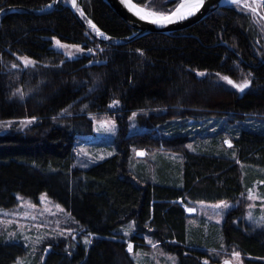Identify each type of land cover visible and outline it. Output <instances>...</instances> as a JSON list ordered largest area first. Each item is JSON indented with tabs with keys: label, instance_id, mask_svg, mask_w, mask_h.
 Instances as JSON below:
<instances>
[{
	"label": "trees",
	"instance_id": "16d2710c",
	"mask_svg": "<svg viewBox=\"0 0 264 264\" xmlns=\"http://www.w3.org/2000/svg\"><path fill=\"white\" fill-rule=\"evenodd\" d=\"M50 1L0 0V7L39 9ZM133 1L166 13L178 2ZM67 3L61 0L41 15L8 14L0 26V121L36 117L23 131L0 133V207H13L17 196L35 199L46 192L94 235L87 247L78 244L67 251L53 246L42 264H135L118 236L131 221L175 254L177 264H214L207 249L221 242L240 252L243 264H264V230L251 231L238 208L227 212L216 235L193 239L185 211L195 201L234 200L241 193L237 161L264 169V129H239L231 139L236 159L189 151V133H162L176 129L170 127L173 121L223 118L233 126L264 118V1L259 8L263 20L230 5L181 31L147 34L124 45L93 39ZM80 6L109 35L134 32L102 0H80ZM53 37L95 50L70 60L51 47ZM18 57L30 58L35 67L25 68ZM239 74L249 75L244 92L215 82L223 76L234 81ZM15 84L23 98L10 95ZM114 100L120 105L115 152L85 169L74 167L77 136L92 132L85 114L106 111ZM67 107L72 116L63 125L54 123ZM135 110L150 112L136 117L144 130L128 133V116ZM131 148L180 153L179 184L167 182L163 170L157 179L135 175L128 168ZM24 253L22 244L0 241V264H14Z\"/></svg>",
	"mask_w": 264,
	"mask_h": 264
},
{
	"label": "rangeland",
	"instance_id": "374dc122",
	"mask_svg": "<svg viewBox=\"0 0 264 264\" xmlns=\"http://www.w3.org/2000/svg\"><path fill=\"white\" fill-rule=\"evenodd\" d=\"M263 1L246 0L251 8L257 9L256 13H253L250 8H244L243 4L236 6L251 12L254 17H260L263 20L259 10ZM139 6L146 8L147 11L166 14V12H161L154 6ZM261 24L264 31L263 22ZM80 46L84 48V52L78 54L75 59L82 57L84 54H91L87 51L89 48L93 49V52L95 50V47L85 48L82 45ZM51 47L62 53L64 57H66L65 52L74 51L73 49L57 48L53 40ZM245 79L249 80L248 74L240 75L239 78H234V81L239 84ZM218 80L222 82L217 80L215 82L224 87L231 86L222 79ZM18 89L21 90L20 85L15 84L10 90V95L20 96L17 93ZM111 105L112 102H110L106 111L85 114L92 123V132L77 136L74 147V167L85 169L115 152L114 143L118 131V124L115 118L116 114L119 113L120 105L119 103L115 106ZM151 111L158 113L157 109ZM149 112L150 110H135L130 113L128 116V133L144 130L145 128L137 125L136 117L140 113L149 114ZM70 116H72L70 107H67L55 116L54 123L63 125ZM27 121L25 119L0 121V133L23 131L27 127ZM263 121L264 118L253 117V119L237 122L233 126L224 124L223 118H212L197 123L188 120L185 124L181 121H173L170 127L177 126L176 129L163 130L162 133L164 136H170L176 132L189 133L190 141L186 144L189 151L193 153H222V155L236 159L232 137H235L242 127L264 129ZM225 140L230 141L231 147L224 143ZM139 152L144 154L138 155ZM183 162L184 158L180 153L161 148H131L128 157V168L135 175L148 179H157L160 176V170H163L168 176L166 181L170 183L179 180ZM237 163L240 169L242 191L234 200L195 201L185 206L187 233L192 239L216 235L218 228L222 226L225 220L227 212L233 208L239 209L240 218L248 225L251 231L264 230V221L261 219L264 218V183H262L264 182V169L238 161ZM177 183L179 184V182ZM249 189L253 193V199H249ZM224 205H227V207ZM188 209H193V211L189 212ZM190 228L193 234L190 232ZM118 232V236L126 242L127 248L129 243L133 245V252L129 254L135 264H177V256L175 254L166 251L160 242L148 231H137L133 221L123 225ZM135 235L137 239L133 240ZM85 238L91 243L94 235L85 232L70 213L62 205L53 201L46 192L40 193L35 199L17 196V202L13 207H0V241L17 242L22 244L25 249V253L18 257L14 264H42L46 254L53 246L57 244L63 245L67 251L74 249L75 245L78 244L87 247L90 243L85 244ZM207 252L210 259L217 260L214 264H224L225 260H229L231 264H243L244 257L240 254V258L237 260L233 253L238 251L230 247L227 248L222 242L218 248H208Z\"/></svg>",
	"mask_w": 264,
	"mask_h": 264
},
{
	"label": "water",
	"instance_id": "95a60500",
	"mask_svg": "<svg viewBox=\"0 0 264 264\" xmlns=\"http://www.w3.org/2000/svg\"><path fill=\"white\" fill-rule=\"evenodd\" d=\"M102 1L116 15H118L125 23H127L131 28H133L134 32L124 37H116V36L109 35L108 33L104 32L102 29H100L98 25L94 23L93 20L90 19L84 13V11L82 10L80 6V0H77V8L80 11H83L84 13L83 16L80 15V11H78L77 8L72 7L70 2L67 3V6L71 10L72 14L76 17L78 22L82 25V27L86 30V32L93 39L99 42L111 44V45H124L147 34H152V33L170 34V33H174L177 31H181L183 29H186L190 25L195 24L196 22H199L200 20L204 19L210 13L222 7L230 6V4H232L230 0H206L205 4L202 6L200 11L196 15L189 17L186 20L168 24V25L161 27V26L152 24L148 21L140 20L137 16H135L132 12H130L124 4L121 3V0H102ZM130 2L135 3L133 0H130ZM180 2L181 0H178L177 4ZM60 3H61V0H51L44 8H39V9L27 8V7L20 6V5L0 7V26H1L2 20L8 14H13V13L35 14V15L46 14V13L53 11L55 8H57ZM49 5L51 6L49 7ZM136 5L138 7H141L138 4ZM88 20H91L96 25V27L100 31H102L107 37H110V39L105 40L102 37H98L95 33V30L91 29V26L88 24Z\"/></svg>",
	"mask_w": 264,
	"mask_h": 264
},
{
	"label": "snow or ice",
	"instance_id": "6c2138e0",
	"mask_svg": "<svg viewBox=\"0 0 264 264\" xmlns=\"http://www.w3.org/2000/svg\"><path fill=\"white\" fill-rule=\"evenodd\" d=\"M73 8H77V0H69ZM150 2V0H149ZM206 0H181L180 3L175 5L174 9H169L167 14L164 13H158L155 11H147L146 8L144 7H138L135 3L130 2V0H121V3L124 4L130 12H132L135 16H137L140 20L148 21L152 24H155L157 26H165L168 24L176 23L179 21H183L188 19L189 17H192L196 15L202 6L205 4ZM230 2L234 5H241L243 4L244 8H250V10L253 13L257 12L256 8H251L250 5L247 4L246 0H230ZM164 4H171L175 3V0H163ZM51 5H49L50 7ZM78 11H80L77 8ZM80 15L83 16L84 13L83 11H80ZM88 24L91 26V29L95 30V33L98 37H102L105 40L110 39V37H107L102 31H100L96 25L91 21L88 20ZM55 46L60 49H73L74 51H67L65 52V56L67 59H75L78 54H82L84 52V48H82L80 45H68V44H63L61 43L60 40L56 39L55 37L52 38ZM88 53H92L93 49L89 48L87 49ZM139 51V50H138ZM142 54V53H141ZM18 59L23 63L24 67H35L36 62L31 60L28 57H18ZM63 63V61L61 62ZM12 68H17V64H12ZM47 67V65H45ZM198 76H204L206 73L203 72H198ZM216 75L219 77L220 74L216 73ZM223 81H226L228 85H231L233 88H235L237 91L244 92L245 89H247L250 86V80L245 79L242 83H235L233 80H231L228 76H223L220 77ZM17 93L20 95L21 98L25 95L21 90H17ZM119 102L118 101H112L111 106L117 105ZM135 115V114H134ZM36 117H32L31 120H28L27 123H32ZM225 144H228L231 147V143L229 140L224 141ZM143 152H139L138 155H143ZM264 183V182H262ZM249 199H253V193L251 189H249L248 192ZM227 207V205H224ZM189 212L193 211V209H188ZM251 219V217H249ZM262 221H264V218H261ZM70 231V230H69ZM91 235V234H90ZM127 235V233H126ZM85 244L90 243V241L85 238L84 241ZM47 251V249H45ZM128 253L133 252V245L131 243L128 244L127 248ZM233 256L239 260L240 258V253L239 252H234ZM205 264H207V261H205ZM224 264H230V261L225 260Z\"/></svg>",
	"mask_w": 264,
	"mask_h": 264
}]
</instances>
